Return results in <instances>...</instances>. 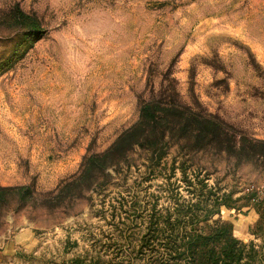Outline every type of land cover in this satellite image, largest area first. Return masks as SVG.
I'll use <instances>...</instances> for the list:
<instances>
[{"label": "rangeland", "instance_id": "rangeland-1", "mask_svg": "<svg viewBox=\"0 0 264 264\" xmlns=\"http://www.w3.org/2000/svg\"><path fill=\"white\" fill-rule=\"evenodd\" d=\"M199 195L260 241L264 0H0V264H119L120 221Z\"/></svg>", "mask_w": 264, "mask_h": 264}, {"label": "trees", "instance_id": "trees-1", "mask_svg": "<svg viewBox=\"0 0 264 264\" xmlns=\"http://www.w3.org/2000/svg\"><path fill=\"white\" fill-rule=\"evenodd\" d=\"M158 109L163 110L158 103H146L139 121L97 158L114 156L121 143L139 133L165 132L171 123L153 114ZM184 110L189 115L194 113L189 108ZM173 126L182 131L187 128L183 121L177 120ZM80 179L82 174L73 182L77 183ZM170 200L173 210L157 211V204L154 203L153 209L145 216L135 211L120 221L125 229H119L121 242L118 247L128 255L119 264H126L125 261H128L127 264H264V225L261 224L255 231L259 242L244 241L233 235L231 222L216 223L221 210L215 203L211 205L209 198L199 195L196 201L193 197L189 200ZM262 221L264 223V213ZM127 232L131 236L129 242Z\"/></svg>", "mask_w": 264, "mask_h": 264}]
</instances>
